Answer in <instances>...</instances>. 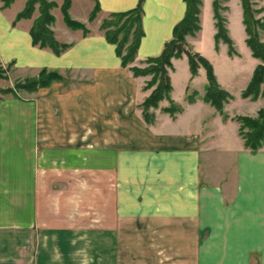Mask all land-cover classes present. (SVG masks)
I'll use <instances>...</instances> for the list:
<instances>
[{"label": "crops", "instance_id": "0c3cea01", "mask_svg": "<svg viewBox=\"0 0 264 264\" xmlns=\"http://www.w3.org/2000/svg\"><path fill=\"white\" fill-rule=\"evenodd\" d=\"M200 1L199 31L185 43L210 63L200 45L206 38L213 45L215 30L210 0ZM96 2L100 23L137 0ZM20 4L11 18L0 14V63L13 62L29 76L41 68L69 72L77 82L39 88L46 91L31 101L33 116L14 118L15 128L0 133V264H264V143L254 152L244 148L237 123L202 101L203 69L190 77L185 56L171 59L169 99L181 109L162 112L163 98L145 123L139 104L150 92L143 87L149 78L120 67L98 26L60 41L69 48L54 56L31 46L30 26H11ZM232 4L234 22L224 18L228 36L232 27L243 31L239 1ZM92 6L91 0H69L67 13L82 22ZM183 14V0H143L142 36L131 66L157 57ZM187 87L197 92L192 102L185 99ZM39 141L54 149L51 164L73 170L87 168V148L96 159L101 149L110 151L115 212L94 216L93 224L39 228Z\"/></svg>", "mask_w": 264, "mask_h": 264}, {"label": "rangeland", "instance_id": "374dc122", "mask_svg": "<svg viewBox=\"0 0 264 264\" xmlns=\"http://www.w3.org/2000/svg\"><path fill=\"white\" fill-rule=\"evenodd\" d=\"M14 1L9 5L8 8H5L8 10L0 9V14L4 13L9 18L10 17L9 15H11V13H13V10L16 8L15 6L21 3V0H19L18 2L19 4L16 3V5H14L15 2H17V0L15 2ZM56 1L57 0H49L47 2H52L55 7ZM199 2L201 5L200 0ZM211 2L212 0H210V9H211ZM248 2L250 4V9L252 11L251 16L256 22L254 30L256 32L257 39L261 44L264 45V0H248ZM24 3L22 5L20 4L21 5L20 10L23 8ZM58 3L61 2L59 1ZM217 6L219 8L218 14L221 17H223V19L229 17V21L234 22V19L236 17L235 15H233L234 13H232V10H234L232 0H220L217 2ZM19 11H17L16 13H18ZM50 12L51 11H49V13ZM37 15H38L37 6H35L30 19L20 20L14 24L16 25L18 24L21 27L22 26L29 27L32 21L37 17ZM55 15L56 16L51 15L53 21L50 24L49 29L50 27H53L54 31H51V29L50 31L57 35L58 39L57 38L54 39L58 43H61L62 40L64 41H68L70 39L73 40L74 38L79 37V35H82L80 30H69L64 26L60 14V6L56 7ZM211 19H212V12H211ZM97 20H98V16L96 15L94 20L90 22L87 21V18H85V20H83L82 22L75 20L72 21L82 24L83 27L90 33L95 31L96 26H98L99 23L97 22ZM208 33L210 34V31H208V29L204 30V36H206V34ZM230 34L231 36L230 35L228 36L227 33V36L231 41V52L227 51L226 45L221 43V41H217L216 44L213 43V45H210L209 40H207L206 38V40H204L203 43L201 42L202 46L200 45V48L204 50L205 55L209 58L210 60L209 64L211 65V67L214 68L218 80L222 82V84L225 86V91H227L228 94L230 95V98L226 100V102L223 104L222 107V112L225 115V117H222V115H220L218 112L217 113L220 115V117L223 120L227 118L233 120V116L236 115L254 117L256 115L257 110L264 107V98L258 95L254 100H251L249 98L240 97L239 93L240 90L245 86V82L246 81L248 82L251 72L253 68L258 64V61L251 57L249 50L245 46L244 40L246 36L244 34V31L241 30L240 32H238L236 28L232 27L230 30ZM194 35L195 33L191 36ZM185 37H184V42H185ZM212 41H213V36H212ZM70 43H72V41ZM185 44L187 46V49H189L191 52H194L191 50V47L187 43ZM133 67L137 69H142L145 68V65L140 67L138 66H133ZM0 69L2 70V72H0V89L11 87L13 82L15 81H21L24 78L34 77V76H29L30 75L29 71L28 72L23 71L15 67L13 62L9 64L0 63ZM168 70H171V65L170 68L167 69V74H168ZM60 77L62 78V81L60 83H62L64 86H67L71 82H77V79L71 78V74L69 72H65V74L60 75ZM138 77H146L150 79L149 76H138ZM263 86H264V82L260 84V88H263ZM143 87L145 88V84ZM152 88L153 86L147 87V89H150V91L152 90ZM44 91L46 90L39 88H37L33 92L18 90L13 95L8 92H0V133H10V130L15 128L11 125L13 123V119L16 117L26 118L29 120V118L33 116L30 109L31 101H35L36 96L45 93ZM191 91H194L195 95L197 94V92L194 89H189V87H187L186 95H189ZM186 95H185V99H186ZM146 97L147 95L145 96V98ZM165 99H167V101H172L171 99H169V93ZM156 106L153 108H156ZM167 106H169V103H167L165 107ZM139 109H140V104H139ZM161 110L162 112H165L163 111L162 108ZM146 111L147 113L152 114V120H153V112L151 111V107L148 108ZM140 114H141V109H140ZM233 121L236 122L235 120ZM25 131L23 129L22 132ZM26 132H29V126L27 127ZM39 136H42L40 131H39ZM263 143H264V139L262 141V144ZM90 149L91 148H87L86 150L87 168H85V170H73V169H68L65 166H61L57 163L51 164L50 158L52 157L53 153H55L53 152L54 149H52L51 147L48 148L45 142H41V141L38 142L36 203H37V216H38L39 228H42L43 226H47L50 224L61 225L62 223L64 224L80 223L83 225L93 224V222H91V219L94 216L102 217L101 219H103L105 215H110L113 214V212H115L114 199H115L116 191L114 190L115 185L113 178V168L106 167L109 164L110 151L99 149L103 157H97L96 159L93 158ZM99 150L97 149V151Z\"/></svg>", "mask_w": 264, "mask_h": 264}, {"label": "trees", "instance_id": "16d2710c", "mask_svg": "<svg viewBox=\"0 0 264 264\" xmlns=\"http://www.w3.org/2000/svg\"><path fill=\"white\" fill-rule=\"evenodd\" d=\"M14 0H0V9L8 8ZM93 6L88 14L87 21L94 20L99 13V7L96 0H91ZM220 0H212L211 12L214 21L215 33L213 35V43L217 41L225 44L227 51L231 52V41L227 36L225 29V20L218 14L219 8L217 2ZM142 2L137 0L135 6L127 11L119 13L106 14L98 25V31L105 43L113 46L114 55L119 60L121 68H126L132 77L149 76L150 79L145 83V88L153 86L147 97L140 103L141 116L146 123L152 120V114L147 113L148 108L156 106L157 102L166 98L170 91V83L167 75V69L170 68V60L179 58L184 55L187 62L188 72L191 77L195 76L198 67L204 71L206 83L202 94V101L213 107L222 117L225 115L222 112L223 104L230 95L227 91L220 88L213 75L212 67L204 58L187 49L184 42L186 35H193L199 31L198 14L199 0H183L184 14L181 20L173 27L171 39L167 41L160 54L154 58H146L142 64L145 68L137 69L131 66L134 60L139 40L142 36L141 30V15ZM241 9V24L246 36L244 43L250 52L252 58L258 61V64L253 68L248 82L240 90V97L254 100L258 95L264 98V86L260 88V84L264 82V45L258 39L254 27L255 20L252 18V11L248 0H239ZM37 6V17L32 21L28 30L30 44L38 49H46L52 55L59 56L69 48V45L58 43L50 31L49 26L52 23V17L49 11L54 7L52 2L46 0H25L23 8L15 14L11 25L20 20L30 19ZM69 8V0H61L60 14L64 26L69 30H80L82 35H86L88 31L82 24L72 21L67 10ZM0 72L2 70L0 69ZM62 78L54 70L41 68L34 77L24 78L21 81L13 82L11 87L0 89V92H8L15 94L18 90L33 92L37 88L48 86L51 82H61ZM195 92L191 91L186 95V101L192 102ZM169 106L162 108L163 111L172 115L180 111V107L172 101H168ZM238 124L237 133L242 140L244 148L250 152H254L261 147L264 139V107L257 110L256 115L233 116Z\"/></svg>", "mask_w": 264, "mask_h": 264}]
</instances>
